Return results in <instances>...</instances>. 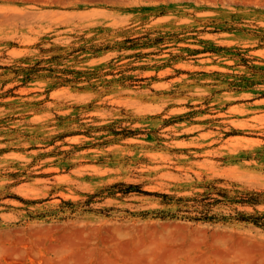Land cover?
Masks as SVG:
<instances>
[{
	"label": "rangeland",
	"instance_id": "rangeland-1",
	"mask_svg": "<svg viewBox=\"0 0 264 264\" xmlns=\"http://www.w3.org/2000/svg\"><path fill=\"white\" fill-rule=\"evenodd\" d=\"M210 185L264 192V0H0V264H264Z\"/></svg>",
	"mask_w": 264,
	"mask_h": 264
},
{
	"label": "trees",
	"instance_id": "trees-1",
	"mask_svg": "<svg viewBox=\"0 0 264 264\" xmlns=\"http://www.w3.org/2000/svg\"><path fill=\"white\" fill-rule=\"evenodd\" d=\"M118 186L122 188L120 190L122 195H126L132 192H139V187L136 185L119 184ZM209 187L212 190L210 193L202 194L197 197V217H180L179 213L177 212H181V208L177 209L176 213H157L156 217L162 220H172L180 217L191 219L197 222H206L212 224L247 223L264 230V213H259L257 211H254V213H246L244 211H239L236 208H233V215L229 214L228 216H223L212 213V208L217 205L237 204L241 206H255L264 203V192L236 191L235 194L232 196L229 195L228 191H226L225 189H219L213 185H210ZM214 195H216L217 197H214ZM160 196L161 198H163V204L169 205L172 198L165 194H162ZM182 201L183 200L181 199H177L178 203Z\"/></svg>",
	"mask_w": 264,
	"mask_h": 264
}]
</instances>
